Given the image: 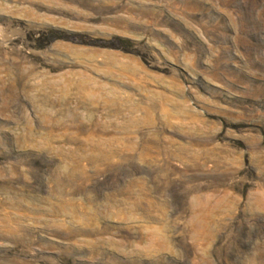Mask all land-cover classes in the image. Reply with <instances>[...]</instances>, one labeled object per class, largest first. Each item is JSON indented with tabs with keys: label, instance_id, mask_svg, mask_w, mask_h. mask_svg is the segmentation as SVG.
<instances>
[{
	"label": "rangeland",
	"instance_id": "rangeland-1",
	"mask_svg": "<svg viewBox=\"0 0 264 264\" xmlns=\"http://www.w3.org/2000/svg\"><path fill=\"white\" fill-rule=\"evenodd\" d=\"M0 264H264V0H0Z\"/></svg>",
	"mask_w": 264,
	"mask_h": 264
}]
</instances>
